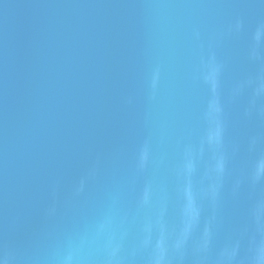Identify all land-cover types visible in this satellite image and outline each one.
Segmentation results:
<instances>
[{"label": "water", "instance_id": "1", "mask_svg": "<svg viewBox=\"0 0 264 264\" xmlns=\"http://www.w3.org/2000/svg\"><path fill=\"white\" fill-rule=\"evenodd\" d=\"M0 264H264V0H0Z\"/></svg>", "mask_w": 264, "mask_h": 264}]
</instances>
